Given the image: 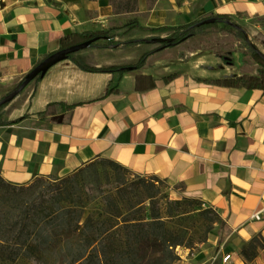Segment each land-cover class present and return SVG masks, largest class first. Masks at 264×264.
Returning a JSON list of instances; mask_svg holds the SVG:
<instances>
[{
	"label": "crops",
	"instance_id": "1",
	"mask_svg": "<svg viewBox=\"0 0 264 264\" xmlns=\"http://www.w3.org/2000/svg\"><path fill=\"white\" fill-rule=\"evenodd\" d=\"M223 12L256 31L264 0H137L123 12L110 0H0V96L72 32L111 28L138 39L149 33L127 21L118 29L117 20L173 26ZM205 32L152 51L125 72L80 69L70 58L54 63L2 109L4 121L20 120L0 123V175L28 183L105 157L201 199L244 241L264 237V91L214 81L256 69L240 64L239 38ZM154 47H86L75 56L92 66L124 65ZM54 102L64 105L39 114Z\"/></svg>",
	"mask_w": 264,
	"mask_h": 264
},
{
	"label": "trees",
	"instance_id": "2",
	"mask_svg": "<svg viewBox=\"0 0 264 264\" xmlns=\"http://www.w3.org/2000/svg\"><path fill=\"white\" fill-rule=\"evenodd\" d=\"M110 2L114 5L113 0H110ZM209 16L213 17V20L209 23H198L201 19ZM208 17L173 26L146 27L140 25L136 19L128 21L125 25L129 28L138 26L146 31L172 30L171 35L158 41V45L151 51L142 53L136 62L124 65L92 66L85 64L75 56L76 52H70L67 58L73 60L80 69L84 70H118L125 72L129 68L139 67L152 51L177 45L181 41L201 32L209 25L226 23L238 28L241 34L244 35L242 28L232 22L229 13H212ZM100 38L106 39L107 42H98ZM85 40H91L88 47L122 46L138 41L149 42L147 38L116 41L105 30L72 32L60 39V46L54 51L80 44ZM257 59L260 66L255 73H242L239 76L214 81L233 86L243 85L253 89L260 88L264 91V59L260 55L257 56ZM41 76L40 73L34 81L37 82ZM22 80L17 82L11 90L17 88ZM110 92L109 88L106 89L101 98L106 97ZM8 103L0 105V123H12L20 120L7 122L2 119V109ZM55 104L64 105L61 102L49 103L39 114L46 115ZM69 106L71 107L73 104H69ZM99 162L108 163L113 168L125 169L114 160L99 157L88 161L68 175L37 177L28 183L12 184L0 176V187L3 192L0 194V264H181V256L176 250L177 246L191 248L198 240L190 232L188 224L178 220L173 221L162 214V206L159 199L155 201V193H147L146 197L150 198L151 205L149 207L150 212L148 214L144 213V215L138 214V211H142V208H139L140 206L135 208L144 199L137 204L130 199L128 196L136 188L131 187L129 184L127 187H121L118 191L122 200L127 198L124 207L125 213L121 211L118 203H115L110 212L103 208V212H92L87 214L85 218L84 209L78 206H58L54 209L48 207V201L53 195L61 193L62 189L66 190L74 186L73 184L78 181L85 168L88 169ZM125 170L133 173L129 169ZM143 176L145 175L140 177ZM43 179H58L60 181L59 186L51 192L50 190L43 191L42 194L29 202L23 201L20 196L21 192L29 187L31 183ZM202 202L201 199L188 195L180 198H168L166 200L169 209L167 215L168 217H181L187 212L184 210L186 205H199ZM200 211L206 213L207 225L204 229L206 234L213 229L215 221H221L220 215L216 209L208 205L201 208ZM261 247H264V237L256 234L247 240L239 251L244 259L251 261L256 257L258 249Z\"/></svg>",
	"mask_w": 264,
	"mask_h": 264
},
{
	"label": "rangeland",
	"instance_id": "3",
	"mask_svg": "<svg viewBox=\"0 0 264 264\" xmlns=\"http://www.w3.org/2000/svg\"><path fill=\"white\" fill-rule=\"evenodd\" d=\"M115 11L123 12V10H128L133 8L137 0H113ZM128 15H124L122 19L117 20V27L120 26L121 29L123 27L124 21H130L127 17ZM208 17V16H207ZM210 17V16H209ZM235 25L239 26V22L237 19H231ZM255 20V19H252ZM126 24V23H125ZM124 26H127L125 25ZM261 25L257 30L254 31V25H244L242 28L244 34H241L238 28H235L226 23H218L214 25H209L205 27L202 31H222L228 34H232L239 38V42L235 47V50H239L241 52L240 58L243 66L246 67V70H250L252 68H257L260 66L257 56L259 52L264 54V19L261 21ZM244 28V29H243ZM97 30H105L108 31L114 40L116 41H124V40H136V39H126L124 32H114L113 29H97ZM145 33H149L147 38L149 42H143L147 44L149 47L157 46L158 42H152V38H166L172 34V30L166 31H146ZM205 32V33H207ZM100 43H106V39H98ZM138 42H132L128 44H124L121 47H124L129 44H136ZM233 53L229 50L226 53V60L232 62ZM9 90L8 92H10ZM6 94V93H5ZM1 176V175H0ZM122 182L121 183H118ZM60 181L43 179L42 181H35L29 185V187L25 188L20 196L23 201H31L36 198L38 195L42 194L45 190L53 191V189H57ZM128 184L131 187H135L128 197L134 200L136 204L143 200L142 203L137 204L135 208H142V211H138V214L144 215L148 214L149 207L151 205L150 198H147V193H155V201L160 200V205L162 206V214L172 219L173 221H181L185 224H188L190 228V232L193 233L194 237L197 238V243L191 247L186 248L182 246H177L176 250L181 256V264H235L231 261H223V255L231 252H238L240 254V249L245 243L236 232L232 230L226 229L225 225L219 220L214 222L213 229L205 234L204 229L207 225L206 223V213L200 211L201 208L207 207V205L202 202L197 205H186L184 208L185 212L183 216L177 217L172 216L168 217L169 209L167 208L166 200L168 198H180L183 195H176L175 189L176 187L170 186L165 180L160 177L153 176H143L140 177L135 175L125 169H117L113 168L108 163H98L90 168H85L83 172L80 174V177L77 182H75L69 189H62L61 193L57 195H53L48 201V207L50 209H54L58 206H78L84 209V218L87 214L92 212H103V208H105L108 212L112 210L115 206V203H118L122 212L125 213L126 199L122 200L120 197L119 190L122 187H127ZM132 189V188H131ZM2 188L0 187V194H2ZM83 218V219H84ZM258 254L251 261L246 260L240 256L244 262V264H250L254 262H261L264 264V247L258 249ZM238 264V262L236 263ZM240 264V263H239Z\"/></svg>",
	"mask_w": 264,
	"mask_h": 264
},
{
	"label": "water",
	"instance_id": "4",
	"mask_svg": "<svg viewBox=\"0 0 264 264\" xmlns=\"http://www.w3.org/2000/svg\"><path fill=\"white\" fill-rule=\"evenodd\" d=\"M212 20L213 17H208L201 19L198 23H209V21ZM160 40L161 39L158 38H152V42H158ZM90 43L91 40H85L82 41L80 44L71 45L67 48L53 51V53L45 56V58L40 60L38 64H36L29 71H27L28 73H26L25 77L23 78L22 82L17 86V88L11 90L10 92L0 97V105L11 102V99H13L20 91H22L29 82L34 80L40 73L43 75L45 71L50 68L54 63L67 59V55L70 52H77L81 50V48H86L89 46ZM259 55L262 59H264V54L262 52H259Z\"/></svg>",
	"mask_w": 264,
	"mask_h": 264
},
{
	"label": "built area",
	"instance_id": "5",
	"mask_svg": "<svg viewBox=\"0 0 264 264\" xmlns=\"http://www.w3.org/2000/svg\"><path fill=\"white\" fill-rule=\"evenodd\" d=\"M255 216H256V218L259 217L258 214H256ZM232 258L233 257H232V255L230 253H226V254L223 255V258L222 259H223V261H230Z\"/></svg>",
	"mask_w": 264,
	"mask_h": 264
}]
</instances>
